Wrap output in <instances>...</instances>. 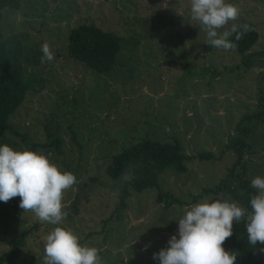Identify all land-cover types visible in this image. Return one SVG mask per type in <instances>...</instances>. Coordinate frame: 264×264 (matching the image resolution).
<instances>
[{"label":"rangeland","instance_id":"374dc122","mask_svg":"<svg viewBox=\"0 0 264 264\" xmlns=\"http://www.w3.org/2000/svg\"><path fill=\"white\" fill-rule=\"evenodd\" d=\"M226 2L241 9L237 21L256 28L249 51L263 56L264 0ZM81 22L121 36L110 70L97 71L68 54L69 28ZM9 32L25 33V71L38 84L9 115L0 145L44 154L77 183L64 193L67 216L60 225L24 212L20 197L0 201V253L11 248L13 238L24 240L18 256L2 264H44L46 236L57 226L96 247L102 264H159L153 254L169 246L191 205L210 198L249 210L236 172L241 174L243 158L249 187L253 178H264V113L242 119L264 108V68L244 67L235 49L211 46L202 26L191 20L190 0H21L19 8L0 9V33ZM45 41L55 55L50 63H41ZM144 137L176 139L186 154L210 150L219 156L185 158L182 172L133 168V177L150 176L185 201L158 202L156 185H147L129 188L126 206L118 207L106 164ZM239 137L251 147L229 174L237 152L221 149ZM217 183V192L203 190Z\"/></svg>","mask_w":264,"mask_h":264},{"label":"clouds","instance_id":"9594fccd","mask_svg":"<svg viewBox=\"0 0 264 264\" xmlns=\"http://www.w3.org/2000/svg\"><path fill=\"white\" fill-rule=\"evenodd\" d=\"M190 11L191 20L202 26L208 43L217 49H235L237 44L229 38L235 34L238 42L251 31L248 24L234 23L241 9L226 0H190ZM41 52V63L55 59L47 41ZM76 183L72 172L61 171L46 155L0 145V201L20 197L19 207L41 222L62 223L67 216L62 210L64 193ZM250 186L257 190L250 199V212L237 202L220 199L195 203L179 219L178 234L153 259L159 264H235L237 255L223 245L233 235L234 221L245 217L248 242L264 245V178H253ZM98 253L96 247L82 245L70 228L57 226L46 236L44 264H102Z\"/></svg>","mask_w":264,"mask_h":264},{"label":"trees","instance_id":"16d2710c","mask_svg":"<svg viewBox=\"0 0 264 264\" xmlns=\"http://www.w3.org/2000/svg\"><path fill=\"white\" fill-rule=\"evenodd\" d=\"M20 5L21 0H0V9L3 7L19 8ZM234 23L238 25L248 24L251 28V31L246 33L238 42L235 41V34L229 38L237 44L235 48L237 53L242 55L240 59L241 65L244 67L258 65L264 68V54L262 56L260 52L249 51L259 35L258 31L246 21ZM24 35L25 33L23 32L0 33V135L8 126L7 120L9 115L23 101L26 92L38 84L37 76L30 78L25 71L24 60L27 61V52L25 50L26 38H24ZM120 47L121 36L119 34L112 30L103 29L94 23L81 22L69 28L68 54L84 61L89 67L97 71H108L112 68L116 53L120 50ZM33 53L37 55L40 52L38 53L37 50H34ZM260 90L263 93L264 86ZM261 104H264V102L262 101ZM262 113H264V108L245 114L242 116V119L261 117ZM241 130L242 132L244 131L243 128ZM247 147L249 149L251 143L244 140L243 137H239L234 139L230 144L227 143L221 149V152H225L228 149H233L237 152L236 158L229 168V174L234 172V166L240 162L244 156L243 149ZM192 156H197L199 159H213L219 155L214 154L210 150L186 154L182 149V145L176 139L174 141H166L151 137L141 138L132 144L124 146L120 151L113 153L105 169L107 174L114 180L119 197L117 206H126L125 198L130 194L131 187L138 190L147 185H156V201L160 202L164 199L166 204H172L173 202L183 203L185 200L175 196L170 190H163L152 177L142 176L136 178L133 177L131 171L137 166H146L154 173L165 172L167 170L182 172L187 170L185 158H191ZM242 173L244 174L243 176ZM236 174L239 184L242 187H246L247 195L245 200L250 212V199L253 196L250 191H255V189L247 185L249 179L245 178L246 164L243 158L241 174L239 171ZM224 179L225 177L222 178L223 184H225ZM218 189L219 183L209 188H203L204 191L212 192H217ZM23 244L24 240L21 237L13 238L11 248L0 253V264L6 260H14L18 256ZM223 247L226 251L237 255L235 264H264V245L258 243L253 246L248 242L246 217L240 221H234L233 235L225 241Z\"/></svg>","mask_w":264,"mask_h":264}]
</instances>
